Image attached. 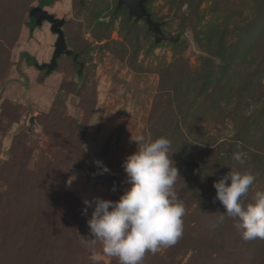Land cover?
Returning a JSON list of instances; mask_svg holds the SVG:
<instances>
[{
  "label": "rangeland",
  "instance_id": "374dc122",
  "mask_svg": "<svg viewBox=\"0 0 264 264\" xmlns=\"http://www.w3.org/2000/svg\"><path fill=\"white\" fill-rule=\"evenodd\" d=\"M40 3L0 0V264H93L101 245L82 243L83 202L117 201L130 187L122 163L140 133L171 141L186 208L179 242L143 264H260L264 240L246 242L234 220H221L213 183L246 171L257 180L244 203L264 192V0H147L176 44H155L118 0ZM39 9L65 21L81 78L70 57L50 74L22 58L51 60L50 25L27 26ZM237 143L243 166L231 158ZM95 160L109 172L96 174Z\"/></svg>",
  "mask_w": 264,
  "mask_h": 264
},
{
  "label": "clouds",
  "instance_id": "9594fccd",
  "mask_svg": "<svg viewBox=\"0 0 264 264\" xmlns=\"http://www.w3.org/2000/svg\"><path fill=\"white\" fill-rule=\"evenodd\" d=\"M136 151L126 157L122 169L130 185L117 201L93 197L83 202L82 215L87 219L89 235L81 237L86 248L101 245L93 254V264L103 258H114L118 264H143L146 253L175 246L183 236L185 205L179 201L174 185L180 178L175 161L169 156L171 141L166 137L151 138L143 133L130 138ZM247 153L237 143L232 160L243 166ZM96 174L109 169L93 161ZM76 177L68 180L71 184ZM257 177L249 172L228 171L213 183L215 199L223 206L221 220L235 221L244 241L264 240V192L255 193L254 202L245 204Z\"/></svg>",
  "mask_w": 264,
  "mask_h": 264
},
{
  "label": "water",
  "instance_id": "95a60500",
  "mask_svg": "<svg viewBox=\"0 0 264 264\" xmlns=\"http://www.w3.org/2000/svg\"><path fill=\"white\" fill-rule=\"evenodd\" d=\"M52 1V0H51ZM147 0H118V6H124L128 15L135 20H142L148 30L154 36V43L159 44L161 42H172L178 43L180 37H173L171 35L165 34L161 29V24L152 20L150 13L147 11L145 4ZM38 9V8H37ZM47 22L50 25L51 32L56 36V41L54 44V51L49 63L38 64L35 62L33 67L39 70H45L46 74H50L57 66V60L62 57H70L72 61L78 66L77 76L82 77L84 70V63L79 61V54L68 49L67 43L65 40L62 27L64 26L65 21L63 19L55 18L53 15L49 14L43 9H39L37 16L35 17L34 25L38 27L42 23ZM94 168L89 167L87 169V180L90 181L93 178H96Z\"/></svg>",
  "mask_w": 264,
  "mask_h": 264
},
{
  "label": "trees",
  "instance_id": "16d2710c",
  "mask_svg": "<svg viewBox=\"0 0 264 264\" xmlns=\"http://www.w3.org/2000/svg\"><path fill=\"white\" fill-rule=\"evenodd\" d=\"M52 1H53V0H52ZM52 1H51V2H52ZM38 6L41 7L40 0H39V5H38ZM32 10H33V8L30 10V14H31ZM27 26H28V28H29L30 30L34 29L35 25H34V22L32 21V19L29 21V23H28ZM174 44H176V43H174ZM22 58H24V59L31 58V59L28 60V62H27L28 66H33V64L36 62L35 59H34L33 57H30V55H29L28 53H23V54H22ZM239 264H241V263H239ZM260 264H264V258H262V259L260 258Z\"/></svg>",
  "mask_w": 264,
  "mask_h": 264
}]
</instances>
